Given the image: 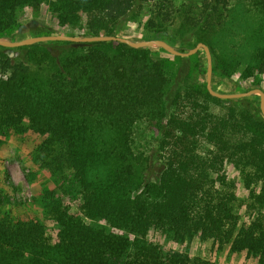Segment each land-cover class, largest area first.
<instances>
[{
    "label": "trees",
    "instance_id": "16d2710c",
    "mask_svg": "<svg viewBox=\"0 0 264 264\" xmlns=\"http://www.w3.org/2000/svg\"><path fill=\"white\" fill-rule=\"evenodd\" d=\"M145 6L143 34L133 41L159 39L182 53L202 43L212 78L230 79L242 68L248 89L264 92L253 81L264 79V0H0V38L19 41L25 12L41 9L60 28L83 29L82 37L118 36ZM8 51L26 55L18 60ZM166 56L115 42L0 47V136L42 138L33 162L54 188L30 204L56 228L49 236L43 219L0 211V264H218L162 251L147 239L151 230L179 245L211 241L264 264L258 101L214 98L205 80L171 92L178 69ZM172 61L192 63L187 78L205 72L203 50ZM148 127L157 130L151 156L139 142ZM156 157L162 167L151 178Z\"/></svg>",
    "mask_w": 264,
    "mask_h": 264
},
{
    "label": "rangeland",
    "instance_id": "374dc122",
    "mask_svg": "<svg viewBox=\"0 0 264 264\" xmlns=\"http://www.w3.org/2000/svg\"><path fill=\"white\" fill-rule=\"evenodd\" d=\"M148 6H145L142 12L135 18H128L126 21H124L120 26L117 37L126 38L129 40L140 39L143 34V26L149 16L147 12ZM39 31H48L53 35H66L74 37H82L84 34L83 29L58 27L56 20L53 19L45 9H41L38 13L26 11L20 22V40L39 36V34H37ZM53 49H55V47H53ZM148 49L154 51L159 50L154 48ZM8 53L18 60L26 55L25 52L21 51H17L16 53H10L8 51ZM165 53L168 55L166 57L170 59V62L175 67V69H178V76L175 79V83L172 86L171 92L175 91L180 86H184L185 84L197 82V80L199 82L205 80L206 85V58L204 64V74L198 77L195 76L187 78V76H191L190 73L187 74V70L189 68H194L192 63L187 61H172V55L168 54L167 52ZM200 68H203V66H201ZM241 70L242 68H240L238 72L230 79L217 74V76L211 79V86L214 91L221 94H237L249 91V83L243 82V80L239 78ZM257 80L260 81L261 88L264 89V79H259L257 77L253 78V81ZM251 97L256 98V100L254 101L255 104L258 101L257 109L259 110V96L254 95ZM156 135L157 130L154 127L145 128L139 134V142L142 144V149L147 150L148 153H150V156L155 152ZM41 140L42 138L34 135L31 131H26L22 134H16L11 131L6 135L0 136L1 212H3L4 210H8L9 212H11V214L20 217L36 216L43 219L39 208L30 204L32 198L40 197L43 190L54 188L52 179L50 178L49 174L45 171L40 170L38 166L33 162L35 148L41 142ZM161 167L162 164L160 158H152L150 162V168L147 173L148 176H150L151 178L156 177L159 174ZM228 174L231 178L234 177L236 180L237 197L241 201H246L248 192L239 183V180H237L235 173L231 172ZM242 204H244V202H242ZM70 206L72 208L74 207L71 202ZM244 212L245 206L243 205L239 209L238 213L244 216ZM43 221L47 226V235H53L56 230L55 224L50 220L43 219ZM85 222L86 224L91 223L89 220H86ZM147 239L158 245L164 252L172 250H186L191 257H200L202 259L210 260L218 264H258L256 259L247 257L245 252L231 254L229 253L227 247H224L222 250H218L211 241L202 242L198 238L193 239L189 244L179 245L173 242L167 235L161 233L160 231L151 230L147 235Z\"/></svg>",
    "mask_w": 264,
    "mask_h": 264
},
{
    "label": "water",
    "instance_id": "95a60500",
    "mask_svg": "<svg viewBox=\"0 0 264 264\" xmlns=\"http://www.w3.org/2000/svg\"><path fill=\"white\" fill-rule=\"evenodd\" d=\"M45 42H70L75 44H86L95 42H116L125 44L133 49H161L174 57L188 58L196 54L199 50H203L206 58V90L214 98L220 100H233L248 98L254 95L259 96V111L261 116L264 118V92L260 89H253L243 93L237 94H221L212 89L211 79H212V56L209 48L199 43L193 49L188 52H179L163 40H146V41H133L126 38H121L117 36H90V37H74L66 35H51V36H36L31 38H26L19 41H10L5 38H0V47L7 49H15L25 46H31L37 43Z\"/></svg>",
    "mask_w": 264,
    "mask_h": 264
}]
</instances>
